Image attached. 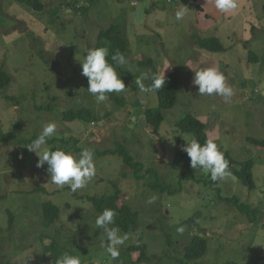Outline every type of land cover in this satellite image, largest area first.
<instances>
[{
  "label": "rangeland",
  "instance_id": "obj_1",
  "mask_svg": "<svg viewBox=\"0 0 264 264\" xmlns=\"http://www.w3.org/2000/svg\"><path fill=\"white\" fill-rule=\"evenodd\" d=\"M39 1L41 9L25 0H0V67L11 78L0 90V264H48L52 241L61 256H79L82 264H115L94 223L100 213L81 196L116 189L119 204L139 215L119 257L140 236L151 258L136 264H181L186 246L200 236L206 251L188 264H264V147L246 140L264 138V0H239L229 13L218 11L214 0ZM181 3L189 11L177 22L174 13ZM111 25L128 42L129 63L118 68L126 88L98 103L87 91L80 60ZM204 37H217L223 49L199 48L196 40ZM208 67L222 72L233 88L229 101L198 94L194 70ZM173 71L180 78L177 100L162 110L163 121L154 132L145 110L157 109V95L141 93L136 79L144 78L146 85L154 74ZM81 109L95 121L63 119L64 111ZM187 114L205 123L208 138L228 151L234 165L252 160L254 188L233 175L213 182L190 166L193 177L180 176L185 168L173 165L175 152L194 137L177 126ZM50 121L57 133L44 147L74 155L82 148L94 152L96 174L76 192L52 183L47 164L37 167L38 156L27 147ZM112 149L138 161L139 179L122 156L108 152ZM156 179L171 191L151 188ZM153 196L155 201L147 203ZM223 197H235L254 211L243 212ZM45 202L59 209L48 226ZM165 231L172 246L165 242ZM138 255L130 256L134 261Z\"/></svg>",
  "mask_w": 264,
  "mask_h": 264
},
{
  "label": "clouds",
  "instance_id": "obj_2",
  "mask_svg": "<svg viewBox=\"0 0 264 264\" xmlns=\"http://www.w3.org/2000/svg\"><path fill=\"white\" fill-rule=\"evenodd\" d=\"M214 5L218 11L229 13L238 8L239 0H214ZM188 11L189 8L181 3V6L175 10V20L182 21ZM84 53L83 60L79 59L82 64V75L88 78L87 91L98 103L109 99L110 93H121L125 90L126 85L121 78V72L118 71V68L124 69V66L129 63L124 53L117 50L111 55L112 62H109L107 47L88 48ZM143 79H136L141 93H156L164 88L166 83L165 72L163 76L154 74L151 77V83L147 86ZM192 83L198 86V94L201 96L215 94L227 102L234 95V90L226 83L223 73L215 67L194 70ZM56 133L57 125L54 121H50L43 126L40 134L27 147L38 156L37 167L47 164V172L52 183L61 187L67 185L72 192H76L84 188L96 174L94 152L89 148H82L79 154L74 155L62 147H57L55 150L44 147ZM182 150L190 158V167L209 174L211 181H226L232 175L229 163L214 139L208 138L203 144L192 139ZM155 199L156 197L153 196L147 203L151 204ZM116 215L114 209L105 208L94 221L96 229L103 233L106 251L112 260L120 256V247L130 239L128 233H122L116 226ZM177 231L182 233L184 229L179 227ZM56 264H82V262L79 256L65 253L57 258Z\"/></svg>",
  "mask_w": 264,
  "mask_h": 264
},
{
  "label": "trees",
  "instance_id": "obj_3",
  "mask_svg": "<svg viewBox=\"0 0 264 264\" xmlns=\"http://www.w3.org/2000/svg\"><path fill=\"white\" fill-rule=\"evenodd\" d=\"M28 5L33 6L35 9H41L44 5L39 0H25ZM196 45L201 49H206L208 51H221L223 46L221 45L219 39L217 37H204L198 38L196 40ZM95 47H107L109 49V62L111 61V55L114 54L117 50L127 55L128 51V42L123 33L118 29L117 26L111 25L105 30H102L98 35V43ZM94 47V48H95ZM251 60L256 59L255 57H250ZM143 62H139L142 64ZM165 86L156 92L158 99V107L157 109L147 108L145 110V120L146 122L152 126L154 132H158L160 123L163 121V113L162 110H167L172 108L175 105L177 100V92L179 86V73L177 71H173L172 73L165 76ZM11 81L10 76L7 72L0 67V90L5 88ZM151 80L146 84L149 85ZM63 119L66 121L79 119L85 122H93L96 117L86 109H81L76 112L72 111H64ZM179 129L185 132L193 133V139L198 140L201 144L204 143L206 139H208V135L205 132L206 125L197 119L192 114H187L181 121L177 123ZM246 140L250 143H253L257 146L264 147V138L256 139L253 137H247ZM184 144H179L178 150L175 152L173 158V165L175 167L185 168L180 174L181 177L186 179H191L193 174L189 168L190 166V158L185 151H183ZM225 159L229 163V170L233 176L239 179L242 183L247 185L249 188H254V180L252 175V166L253 162L251 159L244 160L240 163V166L237 167L234 165V160L228 153V151L223 150ZM109 153H118L122 156L124 164L133 168L136 179H139L138 173L140 169V165L138 161H135L131 154L125 152V150L112 149L108 151ZM149 186L153 189L159 188L162 189V192L168 191V187L161 184L158 179L154 180V182L150 183ZM171 189L168 191L170 192ZM119 190L116 189L113 193L102 195L99 197L96 196H84L89 201L92 202V205L95 209L101 213L105 208L114 209L117 213L115 217L116 226H118L121 232H129L138 227V219L139 215L137 211L131 209L130 206L125 204H119ZM222 199L226 201L234 202L237 207H239L243 212H253L254 210L247 207V205L240 203L237 204L235 201V197H223ZM244 207V208H243ZM246 208V209H245ZM42 210L44 213V222L48 226L55 219H58L59 209L56 205L45 202L42 204ZM250 215V214H249ZM13 218L10 216L8 229L12 228ZM165 242L169 246L173 245V241L171 236L166 231L164 232ZM207 248L206 239L200 236H194L188 246L184 249L183 260L181 264H188L189 261H194L201 257ZM147 246L145 243L141 242V237L138 236L135 243L128 245L121 253V257L115 260V264H136L138 262H146L150 260V255L146 252ZM49 251L51 253V259L48 264H56L57 258L61 257L60 251L57 249V245L55 242H51L49 244ZM139 251V255L136 260L131 259V253Z\"/></svg>",
  "mask_w": 264,
  "mask_h": 264
},
{
  "label": "crops",
  "instance_id": "obj_4",
  "mask_svg": "<svg viewBox=\"0 0 264 264\" xmlns=\"http://www.w3.org/2000/svg\"><path fill=\"white\" fill-rule=\"evenodd\" d=\"M198 55H200V54H198ZM211 59H213V58H211ZM212 65H213V64H212ZM204 124H205V123H204ZM99 130H100V129H99ZM90 133H91V132H90ZM90 133H89V134H90Z\"/></svg>",
  "mask_w": 264,
  "mask_h": 264
},
{
  "label": "water",
  "instance_id": "obj_5",
  "mask_svg": "<svg viewBox=\"0 0 264 264\" xmlns=\"http://www.w3.org/2000/svg\"><path fill=\"white\" fill-rule=\"evenodd\" d=\"M138 15V14H137Z\"/></svg>",
  "mask_w": 264,
  "mask_h": 264
}]
</instances>
